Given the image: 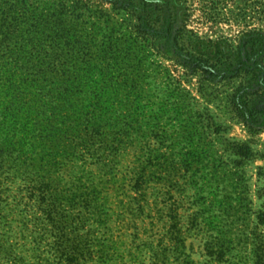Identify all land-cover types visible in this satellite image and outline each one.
<instances>
[{
    "label": "trees",
    "instance_id": "trees-1",
    "mask_svg": "<svg viewBox=\"0 0 264 264\" xmlns=\"http://www.w3.org/2000/svg\"><path fill=\"white\" fill-rule=\"evenodd\" d=\"M21 1L0 0V264L93 263L88 227H107L119 181L144 210L139 198L171 164L161 171L160 155H138L122 179L117 167L135 141L145 148L144 120L155 131L164 116L149 91L154 53L209 80L240 79L236 115L250 131L264 125V30L249 22L264 16V0H97L137 19L136 38L108 26L104 41L90 0H38L26 22ZM233 4V23L245 24L237 44L188 29L195 5L205 22H229ZM235 153L253 155L243 144Z\"/></svg>",
    "mask_w": 264,
    "mask_h": 264
},
{
    "label": "rangeland",
    "instance_id": "rangeland-1",
    "mask_svg": "<svg viewBox=\"0 0 264 264\" xmlns=\"http://www.w3.org/2000/svg\"><path fill=\"white\" fill-rule=\"evenodd\" d=\"M37 1L19 6L20 20L31 17ZM90 4V20L103 29L96 33L99 41L109 35L108 26L124 40L137 37L134 15L113 11L110 4L97 0ZM194 7L188 29L237 44L245 28L233 23L240 13L237 5L229 7V22H205L204 12ZM254 14L250 28L264 30V16ZM152 59L149 91L152 100L162 104L164 116L155 131L148 123L151 119L144 120L145 148L140 151L135 141L119 156L118 178L130 174L138 155L143 161L160 155L161 171L168 163L171 169L165 181H152L144 190L145 197L139 198L144 210L132 198L136 195L131 185L112 184L107 227L99 228L93 221L88 227L94 231L91 264H104L106 259L107 264H264V125L250 131L236 115L231 97L241 80H209L163 54L154 53ZM239 144L250 146L253 155H237ZM102 251L106 258H101Z\"/></svg>",
    "mask_w": 264,
    "mask_h": 264
}]
</instances>
